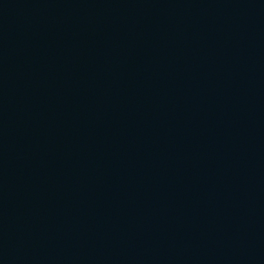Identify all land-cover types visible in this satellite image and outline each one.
Returning a JSON list of instances; mask_svg holds the SVG:
<instances>
[{
	"label": "water",
	"instance_id": "1",
	"mask_svg": "<svg viewBox=\"0 0 264 264\" xmlns=\"http://www.w3.org/2000/svg\"><path fill=\"white\" fill-rule=\"evenodd\" d=\"M0 264H264V0H0Z\"/></svg>",
	"mask_w": 264,
	"mask_h": 264
}]
</instances>
